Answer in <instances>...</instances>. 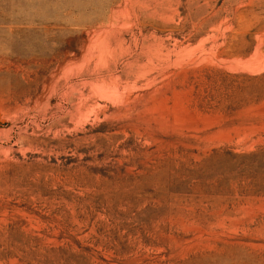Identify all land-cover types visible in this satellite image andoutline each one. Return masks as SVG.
Returning <instances> with one entry per match:
<instances>
[{
	"label": "rangeland",
	"instance_id": "1",
	"mask_svg": "<svg viewBox=\"0 0 264 264\" xmlns=\"http://www.w3.org/2000/svg\"><path fill=\"white\" fill-rule=\"evenodd\" d=\"M0 264H264V0H0Z\"/></svg>",
	"mask_w": 264,
	"mask_h": 264
}]
</instances>
